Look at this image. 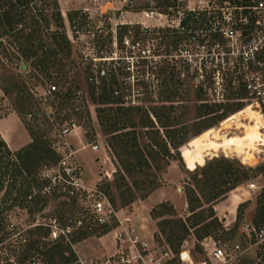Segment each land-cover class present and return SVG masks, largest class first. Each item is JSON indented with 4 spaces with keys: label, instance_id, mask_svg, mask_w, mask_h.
<instances>
[{
    "label": "rangeland",
    "instance_id": "1",
    "mask_svg": "<svg viewBox=\"0 0 264 264\" xmlns=\"http://www.w3.org/2000/svg\"><path fill=\"white\" fill-rule=\"evenodd\" d=\"M237 1L56 0L62 27L55 25L54 20H49V25L52 31L64 34L70 43L71 57L62 61L66 69L71 68L70 84L56 77L53 69L50 81L37 75L38 79L29 77V71L25 73L19 63L20 46L10 35L0 33V44L17 57L8 62L0 56V120L14 114L24 128L14 124L11 140L14 142L22 134H28L31 143L32 137L25 126L49 144L63 128L70 129L65 142L77 151L74 157L81 180L78 190L59 185V190L54 192L56 196L50 197L35 215L28 216L22 210L11 212L7 224L8 229H14L0 245L2 256H9L11 246L18 250L19 257L30 249L34 240L50 242L47 237L41 239L46 231L36 232L33 229L36 225L45 229L50 225L52 240L62 235L63 228L74 232L91 225L97 227L98 217L92 206L97 201L107 200L114 213L129 218L151 246L159 251L169 250V259L164 264H201L208 258L203 247L208 238L218 246L238 245L242 253L237 264H259L258 254H264L261 249L264 243L257 244L244 228L252 225L256 198L264 190V177L257 170L264 165V149L258 148L251 161L235 154L227 155L218 148L211 149L212 142H221L222 136H242L243 130L239 127L250 125V119L242 118L243 112L252 111L264 129L259 110L243 91L244 78L251 68L242 60L246 57L242 56V48L244 42L257 34V28L252 27L248 17V24L244 23L246 33L241 29L244 13L248 16L250 12L253 16V12L247 7H238ZM34 6L42 9L39 1ZM43 10L48 18L55 11L52 6H45ZM144 13L149 18L144 17ZM193 13L194 17L181 28L180 22ZM22 26L16 29L21 30ZM31 29L24 27V34H29ZM46 34L44 31L34 40V48H39L40 42L56 50ZM216 41L219 46L215 45ZM197 44H205L208 54H198ZM184 49L190 51L189 58L181 52ZM57 58H62V54ZM222 58L228 59V65L215 67ZM203 62L205 67L200 74L197 67ZM103 73L113 74L117 80L114 88L118 104L98 106L91 102L86 77H102ZM52 86L56 87L55 93L70 88L71 104L60 106L52 96L46 97ZM17 87L26 89L24 110L15 102L22 96ZM97 94L99 90L95 96ZM119 107L130 110L110 114L115 127L100 124L97 110ZM154 114L167 128L159 127ZM262 115L264 117V108ZM216 116L222 118L210 127V120ZM155 130L159 131L157 144L153 141ZM169 132L188 139V144L172 150L170 138L165 136ZM201 139L205 151L197 149L196 141ZM92 147L97 149L92 150ZM179 153L184 161L195 163L193 172L179 163ZM253 162L256 164L252 165ZM209 163L208 175L213 174L212 168L225 169L233 163L246 170L249 178L235 190L206 203L200 192L206 195L217 181L210 180L207 187L203 184L201 170ZM131 167H134L132 171H125ZM56 168L53 163L46 166L53 174ZM249 184H254L256 189L250 191ZM64 194L76 200L83 215L74 216L62 205L70 203L62 197ZM188 201L193 208L200 205L193 214ZM240 205L242 208L237 213ZM211 212L213 217L208 218ZM59 213H64L66 227L60 222ZM198 215L203 222L193 228L191 225ZM214 219L216 226L207 230L209 237L198 238L203 234V226ZM107 225L109 231L101 237L96 233L72 246L78 264H101L115 252L113 216ZM169 235L173 236L172 244L165 240ZM176 236L182 239L174 241ZM38 248L42 251V244ZM30 253L32 257L24 264H46L36 251ZM17 259V256L10 257L2 264H18Z\"/></svg>",
    "mask_w": 264,
    "mask_h": 264
},
{
    "label": "trees",
    "instance_id": "2",
    "mask_svg": "<svg viewBox=\"0 0 264 264\" xmlns=\"http://www.w3.org/2000/svg\"><path fill=\"white\" fill-rule=\"evenodd\" d=\"M38 1L41 2L42 9L36 8V6H34ZM237 2L239 4L238 7L240 8L251 7L249 0H238ZM45 6H52L55 9V11L50 15V18H48V16L44 14L43 8ZM56 7V0H0V33L3 35H10L13 39V42L17 43L20 46V49L17 53L19 57V63L25 64L26 69L24 72L26 73L29 71V77L38 79L37 76H40L42 79L50 81L53 79V77L50 75V70L53 69L57 73L56 77L60 78V80H62L64 84H70L71 82L68 79V73H70L71 68L66 69V63L62 62L63 59L67 60L71 57L70 43L64 34L52 31L49 25V20H54L55 25H58V27H62L61 16ZM166 7H168V5H166ZM248 11L251 10L248 9ZM245 14L246 13H244V16L242 17V19L244 20L241 21V29H243L244 32L247 29L244 23L248 24V17L249 21L252 23V27H255L256 21V16L254 15V13L253 16H250V14H252L250 12H248V16ZM193 17L194 13L189 14V16H187L180 22V27L183 28L184 26H186ZM22 24L23 26L21 30H17V26H21ZM24 27L32 28L29 34H24ZM44 31L45 33H47L46 35L50 38V40L56 45V50L46 48V45L40 42L39 48H34V40L38 39L39 35ZM219 38H221V36H219ZM247 42L248 40L244 43ZM215 45L219 46V43L216 41ZM0 48V56L7 59L8 62H11L12 60L17 58L15 54L10 53V51L7 48L3 47L1 44ZM60 54H62V58L58 59L57 57ZM222 65H228V59L222 58L218 63L215 64V66L219 68H221ZM86 83L90 93V99L93 104L98 106H107L119 103L118 93L114 88L117 85V80L113 74L105 75L103 73L102 77L98 76L96 78L87 76ZM18 90L19 95L21 94L22 96L19 97L15 102L17 103L19 109L24 110V104H26L27 100V97L24 96L26 89L18 88ZM96 90H99V94L95 96ZM5 92L9 94L8 91L5 90ZM51 96L53 97L55 102H58L60 106L71 104L70 102L73 99L72 91L70 88L65 92L53 93ZM129 110L130 108L122 107L116 109H99L97 110V113L98 115H100V117L98 116L100 118V124H107L109 127H115L116 122L112 121L113 116L110 114L113 113L117 115L122 111ZM207 110H209L210 113H214L212 109L207 108ZM155 114L154 118L158 120ZM73 115L77 116V114L75 113ZM241 116L242 118L250 119L259 123V120L256 118L252 111L243 112L241 113ZM221 118L222 116H216L215 118L211 119L209 124L210 127L214 126L215 123H217ZM261 120L262 122H264V118L262 116ZM158 122L160 123V128H167L166 123L163 124L159 120ZM226 125H229V123H227ZM226 125L224 127H226ZM25 127L32 137V142L28 146L18 151H11L8 148L6 142L0 136V245H2L4 241H6L13 233L14 227L8 229L7 224L8 215L11 212L15 210H22L25 211L28 216L35 215L45 207V204L50 197L56 196L54 192L59 190L58 187H51L50 182L42 178V172L46 169V166L51 163L56 164L57 166L59 161V156L52 149L53 140L49 144L48 141L44 140L42 136H35L29 126ZM169 133H166L165 136L166 138H170L169 145L171 146L172 150H175L182 144H188L189 140L176 136V132ZM153 134L155 136V138L153 139L154 144H157L159 131L155 130ZM134 145H136V142H134ZM196 146L198 150L205 151L204 140H197ZM178 161L180 164H183L186 169H189L192 172L196 169L195 163L192 160H190L189 162L184 161L181 153L178 154ZM146 165L147 164L145 162V166ZM210 165L211 163L205 165L201 170V177L204 182L203 184L205 187H207L210 180L216 179L217 181L213 186H211L212 189L207 192L206 195L202 191L200 192L201 196H205L204 201L206 203L215 201L224 194L235 190L249 178L247 176L246 170H244L241 166H237L233 163H230L231 166L225 169L212 168L213 174L208 175V171L211 169L209 168ZM133 169L134 167H131L129 169L125 168V171L129 173ZM257 170L264 177V165L259 166ZM62 197L70 201V203L63 202L62 205L68 207L70 209L69 211H71L74 216L76 214H84L82 209H78V207L76 206L77 204L74 198L70 197L67 194H64ZM188 202L190 213L193 214L195 210L200 207V205L198 204V207L193 208L192 206H190L191 202ZM255 204L256 209L252 226L256 230H260L264 228V190L257 196ZM241 208L242 205L237 208V213H239ZM196 217L197 218L195 222H193L191 225L193 228L198 227L199 224L203 222V218L201 215H198ZM212 217L213 214L211 212L208 218ZM59 220L60 222H62L63 226L66 227L64 213H59ZM90 221L93 220L90 219ZM212 221L214 222L203 226V234L198 235V238L207 236L209 237L210 232L207 230L209 228L215 227V223L217 220L214 219ZM96 224L97 227L96 225H91L87 226V228H79L74 232H70V230H67V228H63L61 230L62 235L58 236L54 240L51 239V233L53 231H51L52 228L50 225L47 226V229L43 228L42 226L36 225L33 228L36 232L46 231L45 235L41 236V239H45L47 237L50 242L44 243L41 242V240H34L31 244L30 249L23 255L21 254L19 257L17 253L18 250H16V248L14 247L12 248L11 246L9 256L4 257L0 252V264H2L3 260H7L8 262L10 257L16 256L18 258L17 263L24 264L29 258L32 257V254L30 253L32 250L36 251L37 254L43 258L46 264H78L76 256L72 250V246L81 242L89 236L96 235V233H99L98 237H101L109 231V227L107 224H100L99 222H97ZM182 228L185 234H187L188 232L186 231V229L184 227ZM69 237H71L70 240ZM172 237V235L167 236L165 239L166 242L172 244ZM179 239L182 238H180L179 236L177 238L176 236L174 241H177ZM40 244H42V251H40L38 248ZM261 249L264 250V247L262 246ZM258 257L261 258L259 260V264H264V254L259 253Z\"/></svg>",
    "mask_w": 264,
    "mask_h": 264
},
{
    "label": "built area",
    "instance_id": "3",
    "mask_svg": "<svg viewBox=\"0 0 264 264\" xmlns=\"http://www.w3.org/2000/svg\"><path fill=\"white\" fill-rule=\"evenodd\" d=\"M251 4L250 9L256 16L255 25L257 34L249 38L248 42L243 46L242 58L243 62L248 65L251 70L248 76H245L243 81L244 92L247 99L254 103L255 108L259 110L262 115V108H264V0H249ZM144 17L149 18L147 13ZM232 35V34H230ZM196 51L201 54H208L205 44H197ZM248 51L250 52L248 55ZM183 55L190 57L189 50H181ZM198 56V55H197ZM205 58H201L204 61ZM207 64V61L205 62ZM211 64V63H210ZM204 62L199 64L197 70L203 74ZM214 67V66H213ZM216 67V66H215ZM215 77V76H214ZM214 80V79H213ZM218 80V78H216ZM216 85L219 83L216 82ZM56 87L52 86L46 92V97L55 93ZM264 118V117H263ZM74 127V126H73ZM71 130L63 128L57 137L53 138L52 149L59 156L56 171L53 174L52 170L45 169L42 172V178L50 182L51 187H58L59 185H68L71 189L78 190L81 185L79 178V165L74 157L73 147L65 142V137ZM97 147H92L96 150ZM81 187V186H80ZM248 189L253 191L256 189L254 184H249ZM73 192H70L72 194ZM93 213L98 217L100 224H107L112 216L115 218V227L113 229V241L115 245V252L106 257L101 264H164L170 256L169 250L159 251L157 247H153L147 242L130 221L129 218H121L115 214L110 203L107 200L97 201L92 206ZM244 231L248 236L254 237L257 244L264 243V228L256 230L252 225H247ZM207 243L203 244L205 252L207 253V260L201 264H237L242 253L238 245L232 247L218 246L211 238L206 239ZM183 254H180V260L183 261Z\"/></svg>",
    "mask_w": 264,
    "mask_h": 264
},
{
    "label": "bare ground",
    "instance_id": "4",
    "mask_svg": "<svg viewBox=\"0 0 264 264\" xmlns=\"http://www.w3.org/2000/svg\"><path fill=\"white\" fill-rule=\"evenodd\" d=\"M248 121L250 123L249 126H238L243 130L242 136L230 138L222 136L221 142H212L211 149L218 148L222 153L227 155L235 154V156L247 158L249 161L254 159V154L258 151V148L264 149V133L262 134L264 129H261L260 124L257 122L252 120ZM236 129L238 130V128ZM253 164H256V162H253Z\"/></svg>",
    "mask_w": 264,
    "mask_h": 264
},
{
    "label": "crops",
    "instance_id": "5",
    "mask_svg": "<svg viewBox=\"0 0 264 264\" xmlns=\"http://www.w3.org/2000/svg\"><path fill=\"white\" fill-rule=\"evenodd\" d=\"M14 124H16V125L19 124L22 127L21 123L18 121V119L16 118V116L14 114H10L6 118L0 120V136L6 142L8 148L11 151H17V150L21 149L22 147H24V146H26V145H28L30 143V137L27 136L28 134L27 135L26 134H22V136H19L17 138V140H15L14 142H13V140H11V137H12L11 136V134H12L11 131H12V128H13ZM73 149H74V152H75L74 155H76L77 151L75 150L74 147H73Z\"/></svg>",
    "mask_w": 264,
    "mask_h": 264
},
{
    "label": "water",
    "instance_id": "6",
    "mask_svg": "<svg viewBox=\"0 0 264 264\" xmlns=\"http://www.w3.org/2000/svg\"><path fill=\"white\" fill-rule=\"evenodd\" d=\"M129 7H130V4L128 5ZM21 68L23 69V70H25V64L24 63H21Z\"/></svg>",
    "mask_w": 264,
    "mask_h": 264
}]
</instances>
